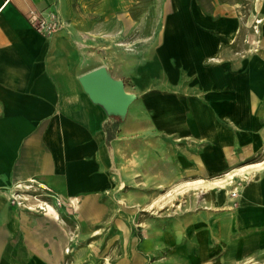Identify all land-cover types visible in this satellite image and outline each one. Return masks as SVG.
<instances>
[{
    "label": "crops",
    "instance_id": "obj_1",
    "mask_svg": "<svg viewBox=\"0 0 264 264\" xmlns=\"http://www.w3.org/2000/svg\"><path fill=\"white\" fill-rule=\"evenodd\" d=\"M203 1L0 0V264L69 261L58 222L66 210L82 236L124 229L114 203L130 207V182L168 193L264 164V0L251 14L258 36L236 6ZM30 13L63 28L38 33ZM99 68L135 97L123 120L79 83ZM32 180L63 207L50 199L54 211L43 214L12 204ZM207 193L179 218L131 226L129 255L114 264L264 252V167Z\"/></svg>",
    "mask_w": 264,
    "mask_h": 264
},
{
    "label": "rangeland",
    "instance_id": "obj_2",
    "mask_svg": "<svg viewBox=\"0 0 264 264\" xmlns=\"http://www.w3.org/2000/svg\"><path fill=\"white\" fill-rule=\"evenodd\" d=\"M212 1L214 0H204L202 4L205 7L209 6L212 8V5L210 3ZM215 1L218 4L222 3L230 6H236L239 17L246 25H249V23L253 21V28H250L251 36L259 35L258 29H256V31H258L257 33H255L254 30L256 19L253 20V18L251 17V14L254 12V9L257 5V0ZM249 41L251 43L250 39ZM256 44L257 42L253 43L254 46ZM144 178H147V176H145ZM126 190V193L131 199L129 203L130 207L126 206L125 208L127 210H122V208L120 209L118 207L120 203L116 204L117 201L114 203L116 206L114 219L116 221H126L124 229H118L115 227L109 228L108 230L106 228H97L96 230L98 231L96 233H86L85 236H82L80 234V228L77 226V224H75L74 226L73 222H69L68 218L64 215L65 213L66 215H71L72 217L74 216V213L67 210L64 211V213L62 212V217H59L58 222L60 223L62 232L67 237L68 247H66L64 253L70 259L69 261L67 260L64 264H106L107 262H109V264H114L116 261H119L124 256V254H126L125 257L127 259L129 253L127 254L128 249L126 248V245H130L132 241L126 238L125 232L129 230L131 231V226L133 227L135 224H137L138 230L143 231L144 229H147L145 224H149L148 221L165 222V220H167L168 218H179L180 214L185 208H194L196 207V205L202 204L209 196V193L207 192L198 195L196 194L198 192H195L196 190H191L187 193H184L183 190L173 189L172 191H168L167 193L164 187L154 188V186H152L151 189H149V185L146 180L140 181V183H137V186L130 182L129 186L126 187ZM44 193V191L35 187L30 189L29 191L21 188L18 191L16 190V193H13V195L18 194L20 197L23 196L24 198H27L29 200L27 205L34 209V206L37 204L35 203L36 201L34 200V197L36 200H44V198L42 197ZM53 202L55 201L53 200ZM60 207H63V205ZM52 210L53 208L50 211ZM142 223H144V225H142ZM139 224L141 228H139ZM133 230L137 229L133 228ZM161 255L162 257L167 256L164 253H161ZM150 260L147 259V264L153 263V260ZM127 263H130V261L127 260ZM159 263L182 264L178 261L176 262L174 257H167V260H161V262ZM209 264H264V252L253 254L243 259L215 261L213 263L210 262Z\"/></svg>",
    "mask_w": 264,
    "mask_h": 264
},
{
    "label": "water",
    "instance_id": "obj_3",
    "mask_svg": "<svg viewBox=\"0 0 264 264\" xmlns=\"http://www.w3.org/2000/svg\"><path fill=\"white\" fill-rule=\"evenodd\" d=\"M79 83L91 102L102 106L108 115L121 120L135 99L126 92L124 83L111 78L105 68L83 75Z\"/></svg>",
    "mask_w": 264,
    "mask_h": 264
},
{
    "label": "built area",
    "instance_id": "obj_4",
    "mask_svg": "<svg viewBox=\"0 0 264 264\" xmlns=\"http://www.w3.org/2000/svg\"><path fill=\"white\" fill-rule=\"evenodd\" d=\"M29 22L38 33H42V34H54L63 28L62 22L54 15H51L50 20L46 21L44 18L36 16L35 13H30ZM260 23L261 20H256V24L254 27L255 33L258 32L256 31V29H257V25H259ZM26 186H29L30 189L37 187L40 190L44 191L45 193L42 196L44 200H38V199L36 200L34 197V200L36 201L35 203L37 204L34 206L33 209L32 207L27 205V203L29 202L27 198H24L23 196L20 197L18 194H14L13 196H11L10 199V202L12 204L17 205L18 207H22L23 209H26L28 211H37L43 214L48 213L47 206L53 208L52 205L49 203L50 199L55 201L54 205L56 207L62 206V201L59 198L53 199V197L50 196L51 195L50 191L46 187H43L42 185L38 184L36 181L32 180ZM17 188L19 190V187ZM30 189L26 191H29ZM230 195L231 198H233L236 196V193L232 192Z\"/></svg>",
    "mask_w": 264,
    "mask_h": 264
},
{
    "label": "bare ground",
    "instance_id": "obj_5",
    "mask_svg": "<svg viewBox=\"0 0 264 264\" xmlns=\"http://www.w3.org/2000/svg\"><path fill=\"white\" fill-rule=\"evenodd\" d=\"M264 167V164L261 162H257L254 164H248L247 166L241 167L239 169H235L229 173H227L225 176H222V178L218 180H212V181H204V180H195L192 182H185L182 184L181 187L184 188V190H191V189H206L207 191H214L215 188L218 189V191L225 189V186L228 184H231L233 182V179L236 177H243L248 172L252 171H260ZM24 185V184H23ZM179 185V184H178ZM180 187V186H179ZM180 187V188H181ZM23 188L24 190L30 189L29 186H22L19 185V189ZM178 188H176L177 190ZM183 190V191H184ZM23 191V190H22ZM178 192V191H177ZM172 193V192H171ZM170 193V194H171ZM171 196V195H170ZM174 197V196H173ZM164 199V198H163ZM169 200V199H168ZM52 208L50 206H47V210L50 212ZM53 211V210H52Z\"/></svg>",
    "mask_w": 264,
    "mask_h": 264
},
{
    "label": "trees",
    "instance_id": "obj_6",
    "mask_svg": "<svg viewBox=\"0 0 264 264\" xmlns=\"http://www.w3.org/2000/svg\"><path fill=\"white\" fill-rule=\"evenodd\" d=\"M113 117H115V116H113ZM109 142V141H108Z\"/></svg>",
    "mask_w": 264,
    "mask_h": 264
}]
</instances>
